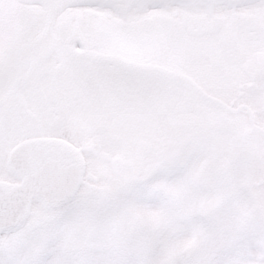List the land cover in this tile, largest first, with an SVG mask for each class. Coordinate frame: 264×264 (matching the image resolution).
I'll use <instances>...</instances> for the list:
<instances>
[{
  "label": "snow or ice",
  "instance_id": "1",
  "mask_svg": "<svg viewBox=\"0 0 264 264\" xmlns=\"http://www.w3.org/2000/svg\"><path fill=\"white\" fill-rule=\"evenodd\" d=\"M0 264H264V0H0Z\"/></svg>",
  "mask_w": 264,
  "mask_h": 264
}]
</instances>
